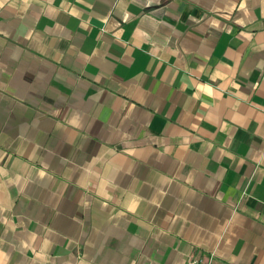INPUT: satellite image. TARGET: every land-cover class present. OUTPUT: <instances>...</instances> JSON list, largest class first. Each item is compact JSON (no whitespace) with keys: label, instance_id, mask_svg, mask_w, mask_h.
<instances>
[{"label":"crops","instance_id":"1","mask_svg":"<svg viewBox=\"0 0 264 264\" xmlns=\"http://www.w3.org/2000/svg\"><path fill=\"white\" fill-rule=\"evenodd\" d=\"M264 264V0H0V264Z\"/></svg>","mask_w":264,"mask_h":264},{"label":"built area","instance_id":"2","mask_svg":"<svg viewBox=\"0 0 264 264\" xmlns=\"http://www.w3.org/2000/svg\"><path fill=\"white\" fill-rule=\"evenodd\" d=\"M194 264H212V262H211L210 259H208V260H206L204 262H202L200 259H198V260L194 261Z\"/></svg>","mask_w":264,"mask_h":264}]
</instances>
